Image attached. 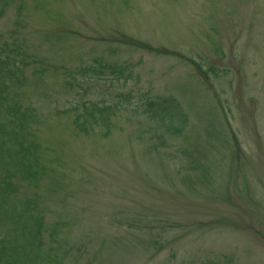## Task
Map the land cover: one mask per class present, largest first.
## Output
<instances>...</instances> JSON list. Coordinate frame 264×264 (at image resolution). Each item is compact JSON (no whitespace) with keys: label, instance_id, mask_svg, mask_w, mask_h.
<instances>
[{"label":"rangeland","instance_id":"obj_1","mask_svg":"<svg viewBox=\"0 0 264 264\" xmlns=\"http://www.w3.org/2000/svg\"><path fill=\"white\" fill-rule=\"evenodd\" d=\"M19 4L0 32L49 69L41 82L31 58L22 96L57 169L37 187L18 179L59 230L44 264H264V0H27L21 15ZM97 57L124 72L79 73ZM122 92L134 97L106 137L57 115L80 94ZM144 92L180 101L181 135L139 108Z\"/></svg>","mask_w":264,"mask_h":264},{"label":"trees","instance_id":"obj_2","mask_svg":"<svg viewBox=\"0 0 264 264\" xmlns=\"http://www.w3.org/2000/svg\"><path fill=\"white\" fill-rule=\"evenodd\" d=\"M17 2L21 15L27 8V0H0V20ZM126 39L134 42L133 38ZM31 58L34 73L41 82L44 81L49 70L47 66L29 53L23 43L5 39L0 32V264H44L57 260L59 254L58 228H48L38 197L20 194L18 182L22 179L29 186L37 187L48 173L57 169L52 165L56 161L51 154L52 148L43 144L34 127L39 128L43 119L37 107L25 103L22 96ZM124 69V66L97 57L92 64H84L78 71L91 76L109 70L120 76ZM69 77L67 84L72 86L76 77L70 74ZM133 97L132 92H122L118 94V100L110 102L80 94L76 102L59 109L57 115L71 114L78 133L106 137L116 125V115L128 106L123 108L121 105L131 103ZM141 100L139 108L158 121L164 135H181L188 127L190 115L176 97L144 92ZM48 230L52 245L47 248L45 233Z\"/></svg>","mask_w":264,"mask_h":264}]
</instances>
